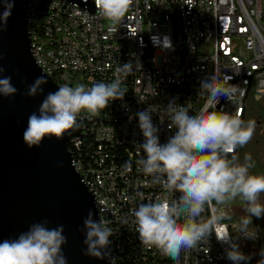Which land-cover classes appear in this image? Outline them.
Wrapping results in <instances>:
<instances>
[{
	"label": "built area",
	"instance_id": "2783aa9c",
	"mask_svg": "<svg viewBox=\"0 0 264 264\" xmlns=\"http://www.w3.org/2000/svg\"><path fill=\"white\" fill-rule=\"evenodd\" d=\"M82 1L91 2L94 12L71 3L87 13V20L63 12L66 22L54 23L50 8L39 14H47V60L59 66V74H51L58 86H71L63 82L66 66H75L78 82L85 87L111 83L118 65L134 66L122 85L127 89L123 99L110 101L97 116L81 113L80 132L71 133L68 148L89 190L104 194V203L96 207L100 220L113 231V264H234L227 258L233 244L230 234L226 242L207 238L196 248L182 250L175 260L140 241L132 210L157 197L178 198L179 193H169L142 171L138 161L143 153L137 147L144 137L137 113L155 109L150 115L161 145L177 131L164 114L170 103L185 105L191 115L207 108L238 114L243 120L249 95L264 100V0H133L116 32L95 0ZM172 14H181V24L172 23ZM135 15H142V22H135ZM61 25H69L72 40L61 38ZM165 37L170 47H164ZM82 40L92 41L91 51L80 50ZM140 45L149 46L148 65H140ZM213 74L231 77L229 83L239 85L241 91L233 100L221 96L217 103L201 96V82ZM84 159H92L88 169L78 167V160ZM215 209L212 204L213 214ZM214 231L218 236L229 228L219 222Z\"/></svg>",
	"mask_w": 264,
	"mask_h": 264
},
{
	"label": "clouds",
	"instance_id": "9594fccd",
	"mask_svg": "<svg viewBox=\"0 0 264 264\" xmlns=\"http://www.w3.org/2000/svg\"><path fill=\"white\" fill-rule=\"evenodd\" d=\"M15 0H0V32L5 31L12 14ZM133 0H95L100 14L117 27L125 20ZM154 43L156 38H153ZM164 47H170L167 37ZM133 64L125 63L115 69L116 77L111 83L99 82L91 87L78 84L64 85L55 92L44 96L38 112L29 115L23 132V142L28 148L38 147L45 138L62 139L70 130L76 129L78 117L86 113L90 117L100 114L110 101L122 100L127 89L124 81L133 73ZM139 70L140 65H135ZM4 69L0 68V73ZM231 77L213 74L201 82V96L209 101L219 102L223 96L233 100L241 91L239 85L229 83ZM47 79L41 75L27 88L28 97L43 94ZM17 88L11 77L0 75V97H12ZM147 109L137 113L139 128L144 143L137 147L142 152L138 161L142 171L161 184L169 193H179L178 198L157 197L142 203L132 210L139 239L142 243L154 246L169 258L176 259L182 250L196 248L206 243L214 232V226L226 218L219 208L211 216L203 215L206 207L215 202L223 205L237 197L246 204L248 217L264 216V203L260 196L264 193V175L250 174L253 167L251 156H245L241 164L235 155L238 147H243L252 138L256 127L254 120L245 122L237 115L225 111H209L207 108L191 115L185 105L170 103L164 114L170 119L169 127L177 131L161 145L158 129L153 126ZM229 154L231 158L229 159ZM60 166V165H58ZM127 219L122 223H127ZM249 219L242 220L241 232H247ZM47 221L32 224L26 232L15 239L0 241V264H67L63 246L67 244L64 226L47 227ZM83 254L96 259L106 258L109 237L113 231L107 221L97 222L91 211L83 220ZM220 241H228L229 233L217 236ZM264 255V253H262ZM227 258L240 264L246 257L231 244ZM259 264H264L262 259Z\"/></svg>",
	"mask_w": 264,
	"mask_h": 264
},
{
	"label": "water",
	"instance_id": "95a60500",
	"mask_svg": "<svg viewBox=\"0 0 264 264\" xmlns=\"http://www.w3.org/2000/svg\"><path fill=\"white\" fill-rule=\"evenodd\" d=\"M68 1L94 12L91 2ZM29 5L30 0H15L7 28L0 32V68L4 69L0 75L11 77L17 88L14 96L0 97V241L15 239L32 224L47 221L50 228L64 226L67 244L62 250L67 264H113L110 246L105 259L83 254V220L89 211L97 222L100 217L93 194L74 169L67 147L70 131L59 140L45 138L38 147L28 148L23 142L29 115L38 112L47 93L60 87L32 56ZM41 75L47 79L43 94L28 97V86Z\"/></svg>",
	"mask_w": 264,
	"mask_h": 264
},
{
	"label": "trees",
	"instance_id": "16d2710c",
	"mask_svg": "<svg viewBox=\"0 0 264 264\" xmlns=\"http://www.w3.org/2000/svg\"><path fill=\"white\" fill-rule=\"evenodd\" d=\"M39 2H45V4H39ZM39 2L36 6L35 24L33 29L30 30L32 41L35 43L41 42L45 39L44 19L47 14H39V12H45V8H49L48 0H40ZM253 98V95H249L246 101V109L243 120L245 122L249 120L255 121L256 127L254 134L246 145L243 147H238L235 150V155L239 158V162L241 164L245 162V156L250 155L252 158L251 162L253 164V167L249 169L250 174L264 175V135L262 136L261 133V125L264 123V100ZM248 100L250 103H248ZM258 137L260 140H257ZM253 138L256 139L255 144L259 143L261 145L259 150L257 148L255 149L253 145ZM230 158L231 154H229V159ZM79 161L82 162L85 167L92 166V159H84ZM260 197L264 198V193H262ZM212 204L216 208L222 210V208L219 205H216L215 202ZM224 212L226 213V218L220 222L225 223L228 226L229 234L233 240V243L238 245V250L248 257L246 261H241L240 264H259V262L264 259V255H262V253H264V220L261 217L257 218L255 216L249 218L246 211V204H244V207L241 211L230 209L225 210ZM245 218H248L250 221L247 225V232L249 234L248 243L250 244L249 248L244 246L245 240L243 237L245 234H247V232H241L242 220Z\"/></svg>",
	"mask_w": 264,
	"mask_h": 264
},
{
	"label": "bare ground",
	"instance_id": "6f19581e",
	"mask_svg": "<svg viewBox=\"0 0 264 264\" xmlns=\"http://www.w3.org/2000/svg\"><path fill=\"white\" fill-rule=\"evenodd\" d=\"M36 1L39 2L40 0H30L27 17L30 30L33 29V26L35 24L36 6L38 3ZM48 2L49 8L54 10V12H50V20L54 21V23L66 22V15H68L69 18H75V20H87V13H84L80 8L72 6V3L68 0H48ZM63 12H65L66 15L63 14ZM44 22L45 39L41 42L36 43L32 41V56L36 64L43 70V72L54 81V77L51 74H59V66L50 65V60H47V55H49V46H47L46 44V39H48V25H46L47 15L45 16ZM135 22H142V15H135ZM172 23L181 24V14H172ZM61 38H63L64 40H72V33H70L69 25H61ZM35 47H38V50ZM80 50L91 51L92 41L82 40V43H80ZM140 54H142L140 55V65H148L149 46L140 45ZM48 70H50V73H48ZM63 82L70 83L71 87L81 84L80 82H78V73H75V66H66V72H63ZM55 83L57 84L56 81ZM79 132L80 125L76 129L71 130L68 144L71 142V133ZM67 147H69V145H67ZM78 167H81V169H88V167H85L84 164L79 160ZM85 185L88 188V185ZM89 191L93 194L96 203H104V194L103 192H101V189H92V191ZM203 215H213L212 205L206 207V211ZM214 228H216V225L214 226ZM208 240L217 241V231L212 232L208 236ZM113 254L114 253L112 252V259L114 261Z\"/></svg>",
	"mask_w": 264,
	"mask_h": 264
},
{
	"label": "rangeland",
	"instance_id": "374dc122",
	"mask_svg": "<svg viewBox=\"0 0 264 264\" xmlns=\"http://www.w3.org/2000/svg\"><path fill=\"white\" fill-rule=\"evenodd\" d=\"M253 97H254L253 99H261L259 97H255V96H253ZM249 100H248V103H250ZM261 130H262L261 133H262V136H263L264 135V123L261 125ZM254 137H256V136H254ZM257 140H260V138L258 137ZM255 141H256V139L253 138V145H254L255 149L257 148L259 150L261 148V145L259 143L255 144ZM260 202L264 203V198L260 197ZM244 204H245L244 201L241 198L237 197L236 199L228 201L225 204L219 205V206L222 208L223 211L230 210V209L241 211L243 209V207H244ZM261 218L264 220V216H261ZM248 235L249 234L247 232V234H245L244 237H243L244 240H245L244 246H246L247 248L250 247V244L248 243V241H249V236Z\"/></svg>",
	"mask_w": 264,
	"mask_h": 264
}]
</instances>
